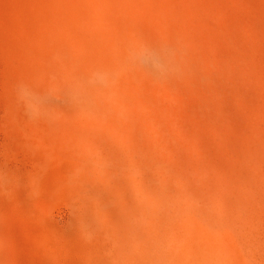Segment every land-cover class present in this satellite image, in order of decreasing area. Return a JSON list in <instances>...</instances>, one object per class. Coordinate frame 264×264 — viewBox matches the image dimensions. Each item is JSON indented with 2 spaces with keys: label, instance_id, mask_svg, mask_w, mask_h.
<instances>
[{
  "label": "rangeland",
  "instance_id": "obj_1",
  "mask_svg": "<svg viewBox=\"0 0 264 264\" xmlns=\"http://www.w3.org/2000/svg\"><path fill=\"white\" fill-rule=\"evenodd\" d=\"M0 264H264V0H0Z\"/></svg>",
  "mask_w": 264,
  "mask_h": 264
},
{
  "label": "clouds",
  "instance_id": "obj_2",
  "mask_svg": "<svg viewBox=\"0 0 264 264\" xmlns=\"http://www.w3.org/2000/svg\"><path fill=\"white\" fill-rule=\"evenodd\" d=\"M142 59L146 61L151 68L158 71H164L166 67L171 64V58L159 48H152L151 50L142 54ZM97 81L101 84H107V80L103 75L97 76Z\"/></svg>",
  "mask_w": 264,
  "mask_h": 264
},
{
  "label": "bare ground",
  "instance_id": "obj_3",
  "mask_svg": "<svg viewBox=\"0 0 264 264\" xmlns=\"http://www.w3.org/2000/svg\"><path fill=\"white\" fill-rule=\"evenodd\" d=\"M217 178H218V177H217ZM161 187H162V186H161ZM260 217H261V216H260ZM227 223H228V222H227ZM227 223H224V224H227ZM253 223H254V222H253ZM227 225H228V224H227ZM229 227H230V226H229ZM225 228H226V226H225ZM225 228H224V229H225ZM230 228H231V227H230ZM232 228H233V227H232ZM220 229H221V226H220ZM226 229L229 230L228 227H227ZM232 231H233V229H232ZM232 231H231V232H232ZM227 232H228V231H227ZM227 232H226V233H227ZM235 232H236V231H235ZM215 234H216V233H215ZM231 234H232V233H231ZM240 234H241V233H240ZM243 235H244V234H243ZM243 235H242V236H243ZM215 236H216V235H215ZM227 236H228V235H227ZM237 236H238V235H237ZM245 236H247V235H245ZM216 237H217V238H218V237L220 238L221 235H219V233H217V236H216ZM232 237H233V236H232ZM219 238H218V239H219ZM229 238H230V237H229ZM237 238H238V237H237ZM215 239H216V238H215ZM235 239H236V238H235ZM212 240H213V239H212ZM228 241H230V239H229ZM221 242H222V241H221ZM221 242H220V243H221ZM214 243H215V242H214ZM220 243H219V244H220ZM239 243H240V242H239ZM219 244H218V245H219ZM233 244H234V243H233ZM204 247H205V246H204ZM202 248H203V247H202ZM205 248H207V247H205ZM216 248H217V247H216ZM216 248H215V250H216ZM237 248H238V247H237ZM200 249H201V248H200ZM240 249H241V248H240ZM218 250H219V249H217V252L220 253ZM234 250H235V249H234ZM199 251H202V250H199ZM227 251H228V250H227ZM209 252H210V251H209ZM238 252H239V250H238ZM244 252H245V251H244ZM206 253H207V252H206ZM212 253H213V252H212ZM215 253H216V252H215ZM240 253H241V252H240ZM200 254H201V253H200ZM236 254H237V253H236ZM238 255H239V254H238Z\"/></svg>",
  "mask_w": 264,
  "mask_h": 264
}]
</instances>
